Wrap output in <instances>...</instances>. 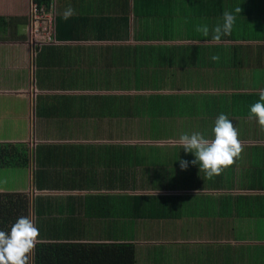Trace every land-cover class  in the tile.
<instances>
[{
    "label": "crops",
    "instance_id": "0c3cea01",
    "mask_svg": "<svg viewBox=\"0 0 264 264\" xmlns=\"http://www.w3.org/2000/svg\"><path fill=\"white\" fill-rule=\"evenodd\" d=\"M54 3L56 40L36 45L28 4L0 0V195L29 198L35 247L264 264V132L248 119L264 89V0ZM225 11L232 33L214 42ZM222 113L242 152L207 179L178 140L210 137Z\"/></svg>",
    "mask_w": 264,
    "mask_h": 264
},
{
    "label": "clouds",
    "instance_id": "9594fccd",
    "mask_svg": "<svg viewBox=\"0 0 264 264\" xmlns=\"http://www.w3.org/2000/svg\"><path fill=\"white\" fill-rule=\"evenodd\" d=\"M234 11L236 14H240L241 8L237 7ZM74 15L75 10L69 6L62 13V18L68 20ZM28 20H30L29 10ZM235 21L236 15L225 11L223 24L215 26L212 30V40L219 42L222 36L231 35ZM30 28L29 25V40L37 45L42 39H35ZM196 30L202 32L204 36L209 35L207 26L198 27ZM211 60L218 62L219 54L212 55ZM258 95L259 100L250 106L248 119L255 120L260 131L264 132V89H261ZM211 132L212 135L208 138L200 132L184 133L178 140L179 146L186 153L194 154L195 159L191 161V164L198 165L199 171L203 172L207 179L221 175L242 152L238 131L227 115L222 113L215 119ZM188 166V161H180L181 169H187ZM38 236L39 230L34 225L32 218L30 216L19 217L11 226L10 232L0 231V264H29V258L35 248Z\"/></svg>",
    "mask_w": 264,
    "mask_h": 264
},
{
    "label": "trees",
    "instance_id": "16d2710c",
    "mask_svg": "<svg viewBox=\"0 0 264 264\" xmlns=\"http://www.w3.org/2000/svg\"><path fill=\"white\" fill-rule=\"evenodd\" d=\"M23 1L29 8L30 0ZM36 1L47 5L54 3V0ZM6 17L2 16L1 19L4 21ZM7 18L10 19L11 16ZM7 162L0 160V167H6ZM30 207L29 198L25 195H0V231L10 232L11 226L19 217H31ZM91 248L77 245H38L30 255L29 264H136L133 258L136 248L132 245L102 246L99 248L103 254L101 261V254L91 259Z\"/></svg>",
    "mask_w": 264,
    "mask_h": 264
},
{
    "label": "built area",
    "instance_id": "2783aa9c",
    "mask_svg": "<svg viewBox=\"0 0 264 264\" xmlns=\"http://www.w3.org/2000/svg\"><path fill=\"white\" fill-rule=\"evenodd\" d=\"M29 18L31 21L30 30L35 39H45L48 41L56 40L55 22L56 5L55 3L40 4L36 0H31L29 5Z\"/></svg>",
    "mask_w": 264,
    "mask_h": 264
},
{
    "label": "rangeland",
    "instance_id": "374dc122",
    "mask_svg": "<svg viewBox=\"0 0 264 264\" xmlns=\"http://www.w3.org/2000/svg\"><path fill=\"white\" fill-rule=\"evenodd\" d=\"M259 251H262V252H264V249L263 250H259ZM257 252V251H256Z\"/></svg>",
    "mask_w": 264,
    "mask_h": 264
}]
</instances>
